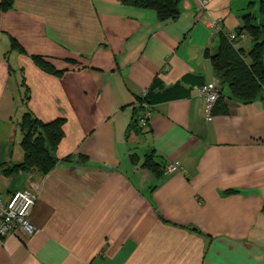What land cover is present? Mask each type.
Masks as SVG:
<instances>
[{
  "label": "crops",
  "instance_id": "obj_1",
  "mask_svg": "<svg viewBox=\"0 0 264 264\" xmlns=\"http://www.w3.org/2000/svg\"><path fill=\"white\" fill-rule=\"evenodd\" d=\"M121 1L0 10V165L23 160L26 110L64 120L49 173L0 172V198L35 194V232L0 236V264H264V98L233 100L210 60L257 1L181 0L167 22ZM251 45L234 40L245 54ZM203 85L219 89L225 113L206 116ZM144 92L152 116L140 128ZM149 156L160 179L141 168Z\"/></svg>",
  "mask_w": 264,
  "mask_h": 264
},
{
  "label": "trees",
  "instance_id": "obj_2",
  "mask_svg": "<svg viewBox=\"0 0 264 264\" xmlns=\"http://www.w3.org/2000/svg\"><path fill=\"white\" fill-rule=\"evenodd\" d=\"M123 4L153 11L158 21H176L179 17L181 0H122ZM13 0H1L0 10L8 11L12 7ZM257 5V16L246 14L242 17V27L237 28L234 34L239 37L245 33L251 39V48L247 54L234 48V42H229L226 36H220L217 52L210 57L211 65L220 85H225L230 97L238 103L247 104L261 99L264 92V0L249 3L248 7ZM11 48L19 51L15 41H11ZM44 71L55 74V70L43 62L41 58H33ZM27 88L22 96L23 103L28 100ZM142 103H147L144 96L139 102L143 112ZM148 104V103H147ZM149 105V104H148ZM225 113L222 104V96L212 108L211 114ZM134 119V125L138 127V120ZM63 119H56L50 123H42L26 110L17 122V128L21 134L20 147L23 152V160L16 165H0V172L4 176L18 173H37L41 176L49 173L57 164L55 157L56 148L63 138ZM65 161H68L65 160ZM155 179H160L163 173L161 164L154 162V157H146L141 166Z\"/></svg>",
  "mask_w": 264,
  "mask_h": 264
},
{
  "label": "built area",
  "instance_id": "obj_3",
  "mask_svg": "<svg viewBox=\"0 0 264 264\" xmlns=\"http://www.w3.org/2000/svg\"><path fill=\"white\" fill-rule=\"evenodd\" d=\"M206 0L199 2L200 8H204ZM218 23L210 22L212 29L217 28ZM229 42H234L236 36L234 33L226 35ZM196 95L205 103L206 116L211 117V112L214 104L219 98V89L215 85H203L196 91ZM145 96V92L142 94ZM264 98V92H263ZM143 112L138 120V126L145 128L152 116V111L147 103L141 104ZM175 165H169L166 168L167 172L176 171ZM35 203V194L27 189H23L12 193L8 198H0V236H5L9 233H20L24 237H30L35 232V227L30 221V212Z\"/></svg>",
  "mask_w": 264,
  "mask_h": 264
},
{
  "label": "rangeland",
  "instance_id": "obj_4",
  "mask_svg": "<svg viewBox=\"0 0 264 264\" xmlns=\"http://www.w3.org/2000/svg\"><path fill=\"white\" fill-rule=\"evenodd\" d=\"M253 1H257V0H253ZM256 10H257V5H255V7H254V11H255V13H256ZM18 89L19 90H17V89H15V91H16V93H15V95H16V99H18L19 100V97L20 98H22V89H20L19 87H18Z\"/></svg>",
  "mask_w": 264,
  "mask_h": 264
}]
</instances>
